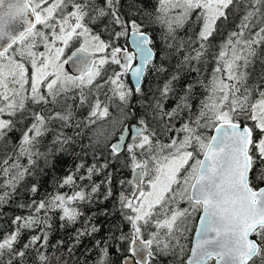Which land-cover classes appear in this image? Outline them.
<instances>
[{
    "label": "snow or ice",
    "instance_id": "obj_1",
    "mask_svg": "<svg viewBox=\"0 0 264 264\" xmlns=\"http://www.w3.org/2000/svg\"><path fill=\"white\" fill-rule=\"evenodd\" d=\"M194 14L199 31L178 36ZM153 21L166 26L160 48L147 31ZM129 34L134 53L120 45ZM217 36L223 38L214 43ZM69 61L77 75L64 70ZM257 64L256 81L249 84ZM129 73L134 87L124 81ZM152 73L168 78L146 92ZM197 88L205 95L194 105ZM134 96L140 98L139 116L132 110ZM110 108L119 113L112 120L119 135L101 142L94 126L112 117ZM83 109L87 115L78 118ZM133 119L135 124L126 123ZM89 130L93 135L84 144ZM78 146L91 149L94 160L108 156L102 164L81 161L59 178L56 187L71 194L57 190L20 204L31 214L17 215L14 230L0 237V264H27L30 258L33 264H67L65 255L79 264L77 248L100 227L87 217L66 252L56 255L65 242L51 244L52 219L59 211L61 228L75 225L84 216L77 205L94 203L102 185L103 200L115 196L120 220L107 239L86 249L97 253L93 264H114L110 241L120 264H162V257H171L169 264H264V0H159L155 15L137 0H0V205L26 178L54 169L64 154L78 158ZM112 163L120 168L95 183L93 177ZM125 169L132 178H120L114 192V175ZM38 190V183L28 189ZM102 214L112 215L108 209ZM36 228L19 247L22 232ZM193 228L188 255L182 241Z\"/></svg>",
    "mask_w": 264,
    "mask_h": 264
},
{
    "label": "trees",
    "instance_id": "obj_2",
    "mask_svg": "<svg viewBox=\"0 0 264 264\" xmlns=\"http://www.w3.org/2000/svg\"><path fill=\"white\" fill-rule=\"evenodd\" d=\"M137 4L138 7L144 9L146 11V13H150L152 15L156 14V9L159 7V0H137ZM137 19H139V17H136ZM195 21V14L191 17L190 22L186 23L184 25V27L177 29V35L180 37H184L187 38L189 35H191L193 32H198L199 31V25H195L194 26V22ZM239 21V17H236V22ZM147 23V22H146ZM235 27L234 23H229L227 25L228 29H233ZM99 30V29H97ZM147 31H149L152 36H153V40L156 43V46L158 48L163 47L164 45V35L166 32V26L162 25L159 22H151V23H147ZM224 35H227V32L225 31ZM223 37L221 36H217L214 39V43H218ZM128 44V37L126 38H122L120 40V45L124 46ZM70 49V47H69ZM173 64L176 63V61H172ZM211 67L212 65H209L208 69H207V73L210 74L211 72ZM171 71V69H169V72ZM259 72V64H257L256 66V73L253 74L252 79L249 80V84H252L253 82L256 81V76ZM193 75H195L193 73ZM168 76L167 74H164L162 77H157L155 73H152L148 76V78L144 81V89L147 92L149 90L150 87H155V85L157 83L159 84H163L164 79H167ZM189 78H185L181 81V86H183L184 83L188 82ZM126 85H128L129 87H133L130 79L128 77V75L125 76L124 79ZM151 94V93H149ZM205 95L203 89L201 88H197L196 89V96L194 97L193 103L198 104L199 100L203 98V96ZM140 98L134 96L132 98V104L135 106L134 109H132L137 116L142 114V108L140 103H138V100ZM117 103H119V101H117ZM174 104V100H170L167 104L168 108H171ZM29 107H31V105H29ZM38 110V109H37ZM109 111L112 113V117L104 120V121H99L97 123V125L94 126V134L95 137H98L101 142H103L104 138L106 135L111 134V133H115V136H113L111 142L115 141V138L117 136V134L119 133L118 129H119V125H113L112 120L114 118L119 117V113L116 109L114 108H110ZM87 115V109H83L80 110L77 113V117L78 118H83L84 116ZM126 123L129 124H133L136 123V121L133 120H129ZM177 127L180 126L179 122L176 125ZM19 127V126H18ZM68 134H71V129H68ZM209 134H211V131H209ZM19 132L13 133V142L18 141L19 140ZM93 135V130H89V135L86 136L84 138V144H88L89 143V137ZM168 135H175V133H169ZM51 139V136H48L45 138V145L47 144L48 140ZM161 139L167 143V138L165 136H162ZM9 151H11V146H9ZM41 151H45L46 148L41 147L40 149ZM2 149H0V153H2ZM75 151L77 153H79V157L78 158H74L73 155L71 154H64L61 158H60V163L57 164V166L52 169V168H48L46 169L43 173L34 176V177H29L26 178V182L23 183L22 185L18 186L17 189V194H14L13 197L9 200L8 203L0 205V237H2L5 233H9L12 230H14V225L12 224V220L17 216H25V215H29L30 210L26 209V208H20L19 205L22 203H30L31 200L35 199V200H40L42 197H44L46 194L49 193H53L54 191H61V192H67L69 194H71V191L69 188L65 187L63 189H58L56 186L59 183V178L63 177L65 175H67L68 170L71 168H74L75 165L77 163H80L81 161H83L86 165H91L94 162H98L99 164H102L105 162V157L108 156V153H104L102 156H99L96 160H94L92 154H91V149H86L84 152L80 151V147H76ZM22 163H27L26 159H22L21 161ZM40 167L43 168V162H40ZM120 168V164L119 163H112L110 164L108 169H105L102 173L97 174L93 177V181L95 183H101L105 177L108 175L109 172H113L115 169ZM120 178H128L131 179V171L130 169H125L122 172H118L114 175V179H113V190L114 192H118L119 191V185H118V180ZM3 178L0 177V183H2ZM33 183H38L39 185V190L37 193H31L30 191H28V189L31 187V185ZM84 183H88V181H84ZM90 190V189H89ZM103 191H104V187L102 185L101 187V195H99L98 197H96V201L92 204H82V205H77L80 210L84 213V216L81 217L73 226H68L66 228H61L60 224L61 221L59 219V211H57L55 213V215L53 216L52 219V230L50 232V242L51 244H55L58 240H64V246L61 247L59 249L58 252H56V255H60L61 253H65L68 244L71 243V239L70 237L72 236V234L75 232V230L77 228L82 227L83 225V221L84 219H86L87 217H93V223H95L96 225H98L100 227V231L98 233H96L93 237L89 238L86 237L83 239L82 243L79 245V247L77 248L76 252H75V258H77L79 260V264H84V260H87V264H93V261L96 258V251H92V252H88L86 251V249L92 248L93 245L95 244L96 240H104L107 239V237L110 235V230L112 229L113 225H116L119 220H120V216L119 213L115 211L114 207H113V203L115 200V196H113L112 198L108 199V200H103ZM182 207H186V204H181ZM104 209H108L112 215H104L102 214ZM198 216L196 218V223L198 220ZM194 228L192 229V232L187 234L188 235V239L186 241H182V243H186L187 244V248L188 250H190V246H191V242H192V238H193V234H194ZM37 231H39L38 228L36 229H28V230H24L21 234V238L19 241V247H22L23 244L28 240L29 236L32 234H35ZM124 231H127V226L124 227ZM118 234V233H117ZM255 238V237H253ZM112 243V247H111V258L114 261V264H120V253L117 252L116 250V245L114 242ZM128 247V245H124V248L126 249ZM47 251L49 253H52V248L49 247L47 249ZM128 254V253H125ZM189 254V251H188ZM5 260H7V257H4ZM162 264H169V261L172 259L171 257H167L164 258L162 257ZM185 259H187V256H185ZM64 260L67 261V264H73V258H69L67 255L64 256ZM27 264H33V259L30 258L27 261ZM53 264H56L55 260H53ZM61 264H63V261L61 262Z\"/></svg>",
    "mask_w": 264,
    "mask_h": 264
},
{
    "label": "water",
    "instance_id": "obj_3",
    "mask_svg": "<svg viewBox=\"0 0 264 264\" xmlns=\"http://www.w3.org/2000/svg\"><path fill=\"white\" fill-rule=\"evenodd\" d=\"M133 39H134V38L131 36V34H129V36H128V42H129V45L126 46L125 48H127L128 51H129L130 53H134V52H135V44L132 42ZM74 51H75V49L72 50V51H70V52L68 53V55H67V57H66V60H67V58H68L69 56L72 55V53H73ZM137 63H139V58H138V57H136V58L132 61L133 66H135ZM67 66H68V68H69L71 74H73V75H77V74H78V73H76V71H75V69H74L73 64H72L71 61H69V62L67 63ZM128 76H129V79H130V82H131L132 86L134 87V79H135V78L132 77V76L130 75V73L128 74ZM133 124H135V123H133ZM118 135H119V133L117 134V136H118ZM125 136H126V138H127V133H125ZM114 142H115V141H114ZM131 178H132V174H131ZM198 222H199V221L197 220V223H198ZM194 236H195V230H194L193 238H194ZM193 238H192V241H193ZM191 247H192V243H191ZM190 249H191V248H190ZM189 255H190V252H189Z\"/></svg>",
    "mask_w": 264,
    "mask_h": 264
},
{
    "label": "rangeland",
    "instance_id": "obj_4",
    "mask_svg": "<svg viewBox=\"0 0 264 264\" xmlns=\"http://www.w3.org/2000/svg\"><path fill=\"white\" fill-rule=\"evenodd\" d=\"M174 15H175L174 12L170 13V16H174ZM69 47H70V49H69ZM69 47L65 49V53H64L62 59H65V60H66V57H67L68 53H69L70 51L74 50L76 47H79V45H78V44H75V45H70ZM40 50H43V49L41 48ZM64 70H65L66 72H68L69 74H71V72H70V70H69V68H68V66H67V63L64 65ZM72 75H73V74H72ZM124 79H125V77H124ZM146 190H147V188H146ZM180 206L182 207V205H180Z\"/></svg>",
    "mask_w": 264,
    "mask_h": 264
},
{
    "label": "flooded vegetation",
    "instance_id": "obj_5",
    "mask_svg": "<svg viewBox=\"0 0 264 264\" xmlns=\"http://www.w3.org/2000/svg\"><path fill=\"white\" fill-rule=\"evenodd\" d=\"M129 45V42H128V44L127 45H124L123 47H126V46H128ZM192 243V242H191ZM190 248H191V246H190ZM189 252H190V250H189ZM189 255V254H188Z\"/></svg>",
    "mask_w": 264,
    "mask_h": 264
}]
</instances>
